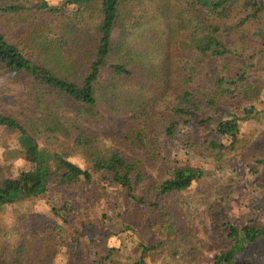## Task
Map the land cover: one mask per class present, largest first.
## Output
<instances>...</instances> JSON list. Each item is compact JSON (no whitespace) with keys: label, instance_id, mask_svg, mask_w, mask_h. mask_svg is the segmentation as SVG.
Instances as JSON below:
<instances>
[{"label":"trees","instance_id":"16d2710c","mask_svg":"<svg viewBox=\"0 0 264 264\" xmlns=\"http://www.w3.org/2000/svg\"><path fill=\"white\" fill-rule=\"evenodd\" d=\"M17 27L24 33L11 36ZM262 54L264 0H64L60 6L0 0V98L7 99L0 129L16 137L27 165L17 175L0 176V211L50 192L64 199L52 208L63 226L18 216L11 230L16 233L0 248V264H61L56 260L67 247L63 234L77 210L67 200L69 192L93 186L115 189L122 213L138 216L139 228L155 232L132 264H148L150 255L160 256L163 264L194 255V246L186 250L178 242L182 229L170 198L190 200L194 186L211 172L166 157L165 144L184 124L191 126L185 143L215 161L225 149L222 139L233 148L240 118L215 117L238 91L250 98L254 85L240 83ZM226 59L244 60L233 77L224 74ZM205 77L211 80L202 86ZM192 112L205 117L192 121ZM92 119L107 120L115 136L141 151L146 162L106 145L87 127ZM197 127L205 133L200 141L193 138ZM75 157L84 166L72 161ZM145 166L160 168L156 180L145 175ZM194 197L187 208L200 215L207 240L225 241L211 264H264V253L253 261L236 260L264 241V226L254 220L242 227L223 222L216 232L215 199ZM80 247L79 239L66 253V264H86L85 254L76 256Z\"/></svg>","mask_w":264,"mask_h":264},{"label":"rangeland","instance_id":"374dc122","mask_svg":"<svg viewBox=\"0 0 264 264\" xmlns=\"http://www.w3.org/2000/svg\"><path fill=\"white\" fill-rule=\"evenodd\" d=\"M26 1L33 6L43 0ZM45 1L49 5L60 6L64 0ZM22 33H24V27H17L13 29L11 36ZM244 36L247 37V35ZM248 54H250L249 51ZM257 59L255 68L250 69L251 73L247 75L244 82L240 83V86L247 83L254 85L250 98L244 97L246 91H238L237 99L226 101V105L220 107L222 110L215 117L217 120H231L233 116L240 118V133L233 148L228 138L222 139L225 149L221 151L222 157L215 161L213 156L200 149L190 148L185 143L183 136L190 133L191 126L184 124L180 126V135L165 144L166 157L179 164L203 167L211 174L194 186L190 193L193 196L190 198L191 201L177 196L170 198L172 199L171 207L177 214L176 218L182 229L178 232L180 239L178 242L186 250L194 246L195 254L182 257L179 263L167 261L164 264H211L225 245V241L219 245L209 242L200 215L187 208L188 203L196 198L194 197L196 194L208 195L215 199L219 213L215 223L216 232L223 222L242 227L248 221L254 220L255 224L264 226V54L258 56ZM243 62L244 60L239 59H226L227 67L224 74L228 77L235 76ZM252 63L250 61V64ZM217 67L224 69L220 62ZM210 80L211 77L203 78L202 86L208 84ZM17 87L12 86L14 90ZM4 102L6 103L7 99L0 98V108ZM244 108H251L254 112L246 115ZM204 117L205 113L200 115L192 112L190 120L199 121ZM108 119L114 118L108 117ZM87 127L106 145L119 151L125 158L129 160L136 158L142 163L146 162L141 151L132 150L115 136L107 120L92 119ZM192 133L193 138L198 141L205 136V133H199L198 127ZM72 161L84 166V162L79 157L73 158ZM220 165H224L223 170H218ZM26 166L18 153L16 137L0 129V176L3 174L5 177L17 175ZM143 170L147 177L155 180L160 173L159 167L145 166ZM114 192L115 189L101 186L77 188L69 192L67 200L73 202L77 210L70 216L68 228L66 227V232L63 234L62 246H67L62 252L65 255L60 254L57 262L66 264L68 259L66 253L76 248L79 239L81 247L77 249L76 256L80 260V257L82 259V255L85 254L86 264H132L141 257L143 245L151 244L156 234L154 231H148L144 226L139 228L138 216H125V213H122L121 196ZM63 204L62 196L50 192L46 196L27 200L17 208L9 207L0 211V248L4 249L9 243L6 237L8 234L16 233L11 230L16 226L20 214H31L33 218L41 222L50 219L58 226H63L61 218L52 210L53 207L60 208ZM126 224L132 226L133 230H127ZM191 225H195L196 230L190 231L188 226ZM189 241L192 244H187ZM84 246H87L88 253L82 251ZM262 253H264V241L250 246L249 250L239 255L236 260L237 262L253 261L255 256ZM101 256L106 258L102 263ZM147 262L148 264H163L160 256L150 255L147 257Z\"/></svg>","mask_w":264,"mask_h":264}]
</instances>
